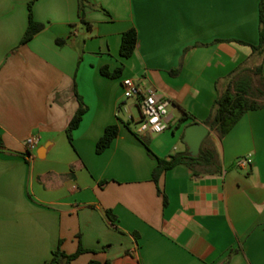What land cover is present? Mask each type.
Listing matches in <instances>:
<instances>
[{"label":"crops","instance_id":"obj_1","mask_svg":"<svg viewBox=\"0 0 264 264\" xmlns=\"http://www.w3.org/2000/svg\"><path fill=\"white\" fill-rule=\"evenodd\" d=\"M259 4L0 0V264H45L57 248L80 245L70 264H264V106L224 137L210 130L220 172L197 175L181 163L160 176L162 192L153 180L157 157L188 147L186 127L210 115L237 68L233 79L257 64L264 75L252 47ZM30 5L44 27L22 43ZM130 28L137 45L124 57ZM128 77L170 100L165 131L134 129L141 114L139 98L124 96ZM75 90L88 109L69 140ZM186 111L196 120L181 121ZM111 124L119 133L99 153ZM32 135L40 140L28 149ZM248 154L252 163L238 166Z\"/></svg>","mask_w":264,"mask_h":264},{"label":"trees","instance_id":"obj_2","mask_svg":"<svg viewBox=\"0 0 264 264\" xmlns=\"http://www.w3.org/2000/svg\"><path fill=\"white\" fill-rule=\"evenodd\" d=\"M81 1V9L86 0ZM44 27L43 23L37 22L33 18L32 8L30 5V20L28 29L22 39V43H26L33 36ZM137 30L136 28H130L125 31L122 35V42L120 52L124 57H130L133 55L136 45H137ZM59 43H62V39H58ZM254 54L264 57V0H260L259 4V43L257 45H252ZM244 67L237 68L231 74V82L226 87L223 92H220L216 98L214 105L212 107L210 115L204 119L202 122L209 127L210 130H217L220 137H224L241 119V117L250 110L260 109L264 106V75H263V65L257 64L252 68H248L246 72L241 73L238 78L233 79L236 73ZM102 73L107 76H119L122 68H119L113 72L109 71L107 67L101 69ZM252 75L260 76V84L255 86L253 84ZM76 96L79 101V106L71 118L67 128V136L69 140L73 139V132L79 127L84 114L86 113L88 107L84 102L83 98L75 90ZM188 117H192L194 120L196 118L192 116L189 112H184L180 117L183 121ZM119 133V125L111 124L109 125L104 134L100 137L97 142L96 150L97 152L104 151L109 147L112 141ZM138 135V134H137ZM139 136V135H138ZM140 137V136H139ZM210 133L203 141L200 153L193 156L189 148L187 147L183 151H177L169 155L167 158L157 157V165L153 170V180L156 182L158 191L162 192L159 179L163 172L175 167L178 164L184 163L193 169L194 174H208L217 173L221 171V166L218 162L217 149L213 143H208V138ZM150 150L149 141L143 137H140ZM205 144V145H204ZM167 199L165 196V204ZM108 217L114 221L111 210H107ZM85 251L81 245L75 253L67 254L60 247L53 251L52 258L45 264H70V262L75 259L78 255ZM88 264H101L100 261L92 259Z\"/></svg>","mask_w":264,"mask_h":264},{"label":"built area","instance_id":"obj_3","mask_svg":"<svg viewBox=\"0 0 264 264\" xmlns=\"http://www.w3.org/2000/svg\"><path fill=\"white\" fill-rule=\"evenodd\" d=\"M124 96L126 98H139V110L141 114L139 132L161 133L169 126L170 100L159 98L152 90H143L133 78H125L122 81ZM40 140L38 135L29 136L26 139L28 149L34 148ZM253 161L252 155L248 154L237 159L236 164L240 167L247 166Z\"/></svg>","mask_w":264,"mask_h":264},{"label":"water","instance_id":"obj_4","mask_svg":"<svg viewBox=\"0 0 264 264\" xmlns=\"http://www.w3.org/2000/svg\"><path fill=\"white\" fill-rule=\"evenodd\" d=\"M209 133V127L200 121L194 122L186 127L183 140L193 156L200 153L202 143Z\"/></svg>","mask_w":264,"mask_h":264},{"label":"rangeland","instance_id":"obj_5","mask_svg":"<svg viewBox=\"0 0 264 264\" xmlns=\"http://www.w3.org/2000/svg\"><path fill=\"white\" fill-rule=\"evenodd\" d=\"M253 77V84L255 86L259 85L260 84V76L259 75H252ZM134 113H135V116L136 117H139L140 116V112L137 108L134 109ZM131 124L132 126L134 127V129H138V127L140 126V123H137V122H134L132 119H131Z\"/></svg>","mask_w":264,"mask_h":264}]
</instances>
